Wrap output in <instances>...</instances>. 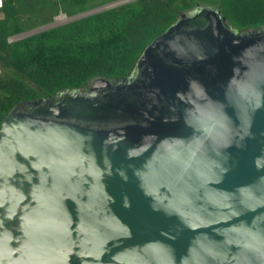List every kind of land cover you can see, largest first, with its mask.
Returning <instances> with one entry per match:
<instances>
[{
	"label": "water",
	"instance_id": "obj_1",
	"mask_svg": "<svg viewBox=\"0 0 264 264\" xmlns=\"http://www.w3.org/2000/svg\"><path fill=\"white\" fill-rule=\"evenodd\" d=\"M0 264H264V26L198 6L127 77L18 104L0 127Z\"/></svg>",
	"mask_w": 264,
	"mask_h": 264
},
{
	"label": "trees",
	"instance_id": "obj_2",
	"mask_svg": "<svg viewBox=\"0 0 264 264\" xmlns=\"http://www.w3.org/2000/svg\"><path fill=\"white\" fill-rule=\"evenodd\" d=\"M117 0H4L0 10V127L22 102L46 101L96 80H121L144 50L198 6L233 28L264 26V0H132L22 40L13 36Z\"/></svg>",
	"mask_w": 264,
	"mask_h": 264
},
{
	"label": "rangeland",
	"instance_id": "obj_3",
	"mask_svg": "<svg viewBox=\"0 0 264 264\" xmlns=\"http://www.w3.org/2000/svg\"><path fill=\"white\" fill-rule=\"evenodd\" d=\"M198 1V3L199 4H205V3H203V1H205V0H197ZM59 21V22H58ZM54 22H55V24L56 25H58V26H60V25H63V24H65V23H67L66 22V19H64V18H62V17H56L55 19H54ZM20 39V37L19 38H16V39H13V41H16V40H19Z\"/></svg>",
	"mask_w": 264,
	"mask_h": 264
},
{
	"label": "built area",
	"instance_id": "obj_4",
	"mask_svg": "<svg viewBox=\"0 0 264 264\" xmlns=\"http://www.w3.org/2000/svg\"><path fill=\"white\" fill-rule=\"evenodd\" d=\"M3 2H4V0H0V10H1L2 7H3Z\"/></svg>",
	"mask_w": 264,
	"mask_h": 264
},
{
	"label": "flooded vegetation",
	"instance_id": "obj_5",
	"mask_svg": "<svg viewBox=\"0 0 264 264\" xmlns=\"http://www.w3.org/2000/svg\"><path fill=\"white\" fill-rule=\"evenodd\" d=\"M22 40V39H21ZM16 41H18V40H16ZM14 42V41H13Z\"/></svg>",
	"mask_w": 264,
	"mask_h": 264
},
{
	"label": "bare ground",
	"instance_id": "obj_6",
	"mask_svg": "<svg viewBox=\"0 0 264 264\" xmlns=\"http://www.w3.org/2000/svg\"><path fill=\"white\" fill-rule=\"evenodd\" d=\"M59 22V21H58Z\"/></svg>",
	"mask_w": 264,
	"mask_h": 264
}]
</instances>
